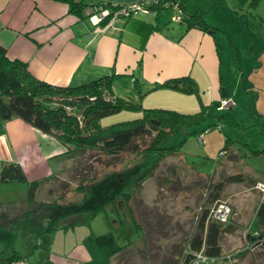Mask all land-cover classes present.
<instances>
[{
	"label": "crops",
	"instance_id": "1",
	"mask_svg": "<svg viewBox=\"0 0 264 264\" xmlns=\"http://www.w3.org/2000/svg\"><path fill=\"white\" fill-rule=\"evenodd\" d=\"M84 1L89 3L86 17L70 12L64 0H0V44L6 48L9 57L27 62L35 76L51 83L78 84L115 73L114 91L121 89L118 87L120 81L125 83L120 85L124 89L134 85L144 107L164 106L196 112L202 103L210 104L223 98L220 90L221 77L224 78L221 46L226 40L220 34L199 27L187 29L186 21L182 23L180 19H175L178 25L170 30L168 19L161 17L163 11L158 16L152 10L135 11L130 17L120 16L105 23L89 16L91 4L128 5L139 0ZM176 3L178 13L180 3L188 11L185 0H176ZM256 65L252 63L251 66ZM187 74L196 80L200 95L162 86L171 77ZM210 133L206 148L215 138L220 139L218 131L211 130ZM201 135L203 133L199 135L202 141ZM229 140L234 141V138L227 136L226 154L233 149L234 153H242L239 147L234 145L233 148ZM247 144L251 146L249 141ZM66 149L57 137L21 117L5 122L0 120V174L4 163L19 162L27 178V181H4L0 175V209L7 207V211L0 212V223L25 209V204L19 202L32 180H43L37 190L41 195L39 201L57 199L59 195L54 183L70 160ZM231 205L232 222L244 225L238 216L236 219L235 206ZM53 212L57 229L39 238L26 228L11 223L0 224V248L13 245L26 256L28 264H107L102 249L105 243L99 238L104 235H94L87 228L89 212L78 214L72 207ZM75 220L77 222L70 225ZM137 222L142 227L139 220ZM250 224L244 231L245 242L249 230H256V221L251 227ZM113 225L121 224L114 220ZM108 240L112 241L111 238ZM114 248L111 245L110 252Z\"/></svg>",
	"mask_w": 264,
	"mask_h": 264
},
{
	"label": "rangeland",
	"instance_id": "2",
	"mask_svg": "<svg viewBox=\"0 0 264 264\" xmlns=\"http://www.w3.org/2000/svg\"><path fill=\"white\" fill-rule=\"evenodd\" d=\"M185 1L188 13H201L215 32L226 40V45L221 46L224 78L234 91V105L216 110L215 113L220 117L211 118L202 124L208 126L201 135L202 141L199 136H188L178 152L166 155L155 168L152 159L138 153H77L70 157L61 175L56 177L54 187L59 195L57 200H84L85 190L79 189L82 182L88 185L89 178L93 176L99 179L113 174L115 179L119 178V187L132 192L129 204L134 208L142 227L118 206L124 201V194L119 193L120 188L112 184H95L85 200L76 207L94 212L105 205L106 209L102 208L90 215V227L87 228L94 235H104L99 238L105 243L102 249L107 264H172L170 254L178 248L175 242L186 240L196 231V214L212 190L208 186L209 180L218 181L226 175L243 173L246 180L241 183L226 182L219 199L235 206L236 219L238 216L244 225L235 224L233 230L222 234L224 253L213 264H264V249L257 248L242 254L246 248L244 231L257 219L256 209L260 197L259 191L251 188V181L264 180V0ZM176 8L173 4L161 14V17L168 19L170 30L172 26L178 25L175 21L178 14ZM252 63L257 65L252 67ZM122 84L125 83L120 81ZM120 85L118 87L121 89L115 90L116 94L143 105L134 85L131 84L132 89H124ZM127 89L129 92H126ZM142 114L141 110L123 109L102 117L100 122L108 125ZM212 122L215 123L209 126ZM211 130L218 131L220 139L215 138L206 148ZM228 135L234 138V141L229 140V144L233 148L239 147L242 153H234L233 148L227 154L221 152ZM179 138L175 137L174 140L178 141ZM251 148L260 152H252ZM145 173L148 174L142 180V174ZM40 196L37 192L38 200ZM5 211L7 207L0 209V212ZM114 220L121 225L114 226ZM122 244L125 246L116 257L108 259L111 245L117 247Z\"/></svg>",
	"mask_w": 264,
	"mask_h": 264
},
{
	"label": "trees",
	"instance_id": "3",
	"mask_svg": "<svg viewBox=\"0 0 264 264\" xmlns=\"http://www.w3.org/2000/svg\"><path fill=\"white\" fill-rule=\"evenodd\" d=\"M64 1L68 3L70 12L80 17H86L85 10L89 3L84 0ZM175 2L176 0H158V2L150 3L149 8L158 16L163 9L171 7ZM91 5L89 16L97 5L111 7L113 10L121 6V4L105 2ZM179 7L180 21L182 23L186 21L187 29L199 27L207 31H215L214 27L205 21L201 13L197 11L188 13L182 3L179 4ZM109 20L110 17H106L103 21L107 23ZM115 77L116 74L112 73L78 84L51 83L35 76L30 71L27 62L9 57L6 48L0 44V120L5 122L13 117L25 119L35 127L61 140L67 147L65 152L69 157L87 151H92L97 155L132 152L142 154L149 160L152 159L155 162V168L166 155L178 152L188 136H199L207 130L208 126H202L204 122L214 117H220L215 111L226 107L222 106L223 99H231L232 104L228 106L234 105V94L223 77L220 81L223 98L210 104L202 103L201 109L196 112H182L166 107H144L134 99L116 94L113 89ZM162 86L200 95L196 80L189 74L171 77L165 80ZM70 108L74 111H71ZM123 109L141 110L143 114L134 119L108 125L101 124L102 117ZM199 126H202L201 129L198 128ZM179 136L178 141H175L174 138ZM221 152H227L226 146L222 148ZM252 152L260 151L254 149ZM147 174H142L141 179L143 180ZM0 175L4 181H27L26 174L19 162L4 163ZM89 179L91 180L88 185L82 182L79 187V189L85 190V198L95 184L108 183L110 186L112 184L116 188H120L119 193L124 194V201L118 206L124 209V212L129 213L139 225L134 208L129 204L132 192L119 187L121 185L119 178L115 179L113 174H109L103 178L96 179L93 176ZM245 180L246 177L243 173L226 175L225 178L218 181L209 180L208 186L212 187V190L196 214V231L186 240L179 241L178 248L174 247L177 249L170 254L172 264H192L200 252L215 258L223 255L221 236L224 232L233 230L235 224L232 222V215L227 222L214 218L212 204L220 200L226 182ZM42 181L37 179L29 182L27 193L22 198L25 209L17 216L3 219L0 224L11 223L18 228H26L36 238H39L49 235L57 229L58 224L54 221L53 214L55 210L60 212L72 207L78 214L89 212L91 215L102 208L106 209L105 205L96 208L94 212L76 208L78 203L85 199L61 204L57 199L50 202L39 201L36 198V193ZM255 183L256 181H251L253 188H255ZM114 201L119 202L116 199ZM49 206H51L50 209H48ZM76 222L77 220L71 222L70 225H74ZM68 225L65 224V226ZM255 225L256 230H249L247 233L246 248L242 254L264 247V203L259 202ZM124 246L122 244L112 249L108 253V259L121 251ZM20 258L26 259V256L16 251V248L11 244L5 246L0 252V264H10L13 260Z\"/></svg>",
	"mask_w": 264,
	"mask_h": 264
},
{
	"label": "built area",
	"instance_id": "4",
	"mask_svg": "<svg viewBox=\"0 0 264 264\" xmlns=\"http://www.w3.org/2000/svg\"><path fill=\"white\" fill-rule=\"evenodd\" d=\"M152 2H158V0H140L133 4L121 5L114 10L111 7L97 5L90 14L91 18H96L97 21H103L106 17H110V20L107 22L109 23L116 17L131 15L135 11H151L149 4ZM174 5L178 6L176 2ZM180 18L181 12L179 10V13L176 15V19ZM230 104H232L231 99L222 100V106H228ZM254 187L260 192V202L264 203V180H257ZM232 211L233 208L227 201L219 200L215 202L212 207V216L219 221L227 222L230 219ZM215 259L217 258L210 257L205 253L200 252L192 264H212V261H215ZM10 264H28V260L25 258H20L13 260Z\"/></svg>",
	"mask_w": 264,
	"mask_h": 264
}]
</instances>
